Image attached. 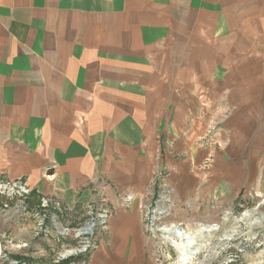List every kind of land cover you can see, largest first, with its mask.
Masks as SVG:
<instances>
[{"label":"crops","instance_id":"0c3cea01","mask_svg":"<svg viewBox=\"0 0 264 264\" xmlns=\"http://www.w3.org/2000/svg\"><path fill=\"white\" fill-rule=\"evenodd\" d=\"M247 105L264 106V0H0V181L31 190L0 212L1 252L46 248L101 191L143 193L163 146ZM132 222L117 210L90 259H31L119 264L107 245L131 249Z\"/></svg>","mask_w":264,"mask_h":264},{"label":"rangeland","instance_id":"374dc122","mask_svg":"<svg viewBox=\"0 0 264 264\" xmlns=\"http://www.w3.org/2000/svg\"><path fill=\"white\" fill-rule=\"evenodd\" d=\"M240 93L244 92L235 89L230 102H241L237 96ZM245 94L249 98V93ZM216 109L211 107L210 111ZM235 109L225 119L219 116L223 121L211 115L203 123V130L196 129L181 142L163 146L161 167L143 193L117 194L114 202L108 187L111 200L103 201V191L101 198L95 194L97 199L92 204L98 208H87L86 218H79L80 214H73L78 219L65 216L61 225L52 219L51 243L46 248L39 239L45 235L38 230L39 240L33 247L25 245L21 247L27 250L15 247L11 251L7 247L3 252L0 249V257L10 263L13 259L36 264L31 257H39L43 246L50 260L56 261L60 253L78 246L73 232L89 221V211H94L97 218L103 211L109 212V228L121 209L133 221V244L131 249L114 248L111 241L107 245L110 255H119V264H264V106ZM127 200L129 205L125 206ZM5 203L15 210L16 203L6 198L0 199V208L4 209ZM23 211L22 207L19 213ZM35 224L41 225L40 219ZM65 228L72 230L68 237L60 234ZM99 234L100 239L107 240L106 232ZM184 241L191 243L187 252L181 251ZM101 244L90 255L78 257L90 259Z\"/></svg>","mask_w":264,"mask_h":264},{"label":"built area","instance_id":"2783aa9c","mask_svg":"<svg viewBox=\"0 0 264 264\" xmlns=\"http://www.w3.org/2000/svg\"><path fill=\"white\" fill-rule=\"evenodd\" d=\"M31 195V190L25 186L20 181H11V182H1L0 181V198H6L11 203H16L13 207L15 210L9 209V205L7 203L4 204V209L1 208L0 212H6L11 211L13 215L18 214L20 212V208L25 206V199ZM103 201L106 202L104 199ZM19 202V203H17ZM12 203V204H13ZM125 206L129 205V201L127 200V204H124ZM43 209L49 210L52 208L51 202L48 200L43 201L42 203ZM90 209H97V204H91L89 207ZM88 214L90 215L89 221L80 229L75 230L73 232L74 239L77 240V247L73 250L65 251L64 253H60L59 256H57L56 262L63 261L65 259H69L72 257H78V256H86L90 253H92L99 243V232H107V224L108 219L110 217V213L107 211H103V213L99 216V218L95 217L94 211H89ZM72 233V230L69 228H65L60 234L64 237L70 236ZM25 246V245H24ZM41 253V250H40ZM39 253V254H40ZM12 264H20L18 262H12ZM26 264V263H23Z\"/></svg>","mask_w":264,"mask_h":264},{"label":"bare ground","instance_id":"6f19581e","mask_svg":"<svg viewBox=\"0 0 264 264\" xmlns=\"http://www.w3.org/2000/svg\"><path fill=\"white\" fill-rule=\"evenodd\" d=\"M179 238V237H178ZM190 245H191V243H190V241H187V242H183L182 244H181V251L182 252H187V250L189 249V247H190ZM190 261V260H189Z\"/></svg>","mask_w":264,"mask_h":264}]
</instances>
